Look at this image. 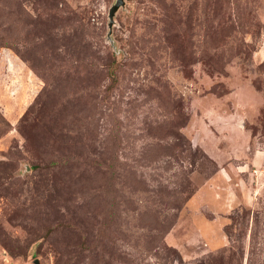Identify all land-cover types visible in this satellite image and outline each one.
Here are the masks:
<instances>
[{
  "label": "rangeland",
  "instance_id": "374dc122",
  "mask_svg": "<svg viewBox=\"0 0 264 264\" xmlns=\"http://www.w3.org/2000/svg\"><path fill=\"white\" fill-rule=\"evenodd\" d=\"M0 0V264H264V0Z\"/></svg>",
  "mask_w": 264,
  "mask_h": 264
},
{
  "label": "water",
  "instance_id": "95a60500",
  "mask_svg": "<svg viewBox=\"0 0 264 264\" xmlns=\"http://www.w3.org/2000/svg\"><path fill=\"white\" fill-rule=\"evenodd\" d=\"M125 4V0H116L115 4L111 7L109 18H110V27L112 28L114 22H115V15L118 9Z\"/></svg>",
  "mask_w": 264,
  "mask_h": 264
}]
</instances>
